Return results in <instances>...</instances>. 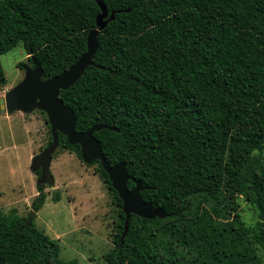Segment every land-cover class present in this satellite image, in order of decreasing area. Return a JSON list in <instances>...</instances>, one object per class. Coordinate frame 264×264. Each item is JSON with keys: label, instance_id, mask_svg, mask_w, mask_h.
Instances as JSON below:
<instances>
[{"label": "trees", "instance_id": "obj_1", "mask_svg": "<svg viewBox=\"0 0 264 264\" xmlns=\"http://www.w3.org/2000/svg\"><path fill=\"white\" fill-rule=\"evenodd\" d=\"M101 1L105 19L113 18L97 35L94 63L59 97L73 108L76 131L114 127L94 131L107 161L124 163L141 181L142 199L166 212L152 219L131 214L121 238V199L99 160L90 163L115 206L114 245L104 260L166 264L150 233L152 222L167 221L170 231L204 242L207 256L225 255L207 257L212 264H256L252 251L264 234V162L253 163L264 134V0ZM100 12L98 0H0V55L20 43L30 66L32 56L40 61L42 79L59 74L86 50ZM5 82L0 62V86ZM46 122L44 147L52 140ZM58 136L57 147L81 160L79 144ZM134 184L127 180L128 188ZM43 187L37 185L34 211L44 202ZM241 198L258 218L249 248L230 234L248 229ZM33 217L27 223L16 208L0 209V264H77L60 257L57 239Z\"/></svg>", "mask_w": 264, "mask_h": 264}, {"label": "rangeland", "instance_id": "obj_2", "mask_svg": "<svg viewBox=\"0 0 264 264\" xmlns=\"http://www.w3.org/2000/svg\"><path fill=\"white\" fill-rule=\"evenodd\" d=\"M27 56L20 43L0 55L6 77L5 84L0 86V98L23 78L25 66L31 65ZM46 121L45 114L39 109L28 113L15 110L9 116H0V209L5 213L16 208L20 217L28 219L32 211V201L40 191L37 188L39 174L31 168V160L49 138ZM257 146L253 163L264 162V134ZM95 165H87L74 152L57 147L50 163L54 183L44 184V202L33 215L35 226L57 239L60 257L75 258L77 264H107L103 256L114 245L111 233L115 206L104 183L95 173ZM56 193L59 199L54 201L52 197ZM204 207L210 209L207 204ZM240 208L248 229L244 232L233 229L230 234L244 240L245 247L249 248L250 242L256 241L254 229L250 227H256L257 213L254 205L243 198ZM166 223L152 222L154 230L150 233L153 250L161 258L168 259L166 264H204V261L212 264L207 257H215L219 261L225 259L224 254L210 253L207 256L204 242L184 238L175 230L170 231ZM262 238L260 248L252 251L256 264H264V234Z\"/></svg>", "mask_w": 264, "mask_h": 264}, {"label": "water", "instance_id": "obj_3", "mask_svg": "<svg viewBox=\"0 0 264 264\" xmlns=\"http://www.w3.org/2000/svg\"><path fill=\"white\" fill-rule=\"evenodd\" d=\"M101 12L96 16V27L91 29L86 37V50L68 67L59 74L46 79L43 77V69L40 61L32 56V66H25L23 78L8 89L4 96L0 98V113L11 114L15 110L24 113L32 112L35 109L42 110L47 116L52 140L40 152L32 157L31 168L40 171L38 184L50 183L53 185L54 178L50 170L52 154L59 144L58 133L65 135L70 144H79L81 160L90 164L94 160H99L100 165L106 171L112 187L122 202V211L125 213L124 229L121 238L127 231L128 220L131 214H135L147 219L154 217H164L166 212L160 207H154L146 202L140 195L143 188L140 180L134 179L127 171L124 163L117 162L110 165L107 161L99 140L94 136V131L113 126L104 124L93 125L85 131H76V116L73 108L65 105L59 93L61 89L71 86L82 75L85 68L92 65L93 55L97 49V35L106 25L108 19L113 18V13L108 19L107 10L101 0H98ZM132 179L134 186L127 187V180ZM34 210L32 209L27 223L32 219Z\"/></svg>", "mask_w": 264, "mask_h": 264}, {"label": "crops", "instance_id": "obj_4", "mask_svg": "<svg viewBox=\"0 0 264 264\" xmlns=\"http://www.w3.org/2000/svg\"><path fill=\"white\" fill-rule=\"evenodd\" d=\"M1 115L9 116L10 114L8 115V114H5V113H0V116H1Z\"/></svg>", "mask_w": 264, "mask_h": 264}]
</instances>
